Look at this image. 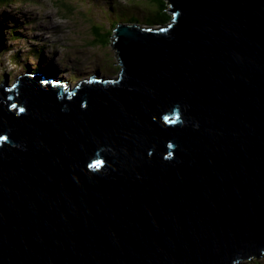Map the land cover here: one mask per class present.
Returning a JSON list of instances; mask_svg holds the SVG:
<instances>
[{"label": "water", "instance_id": "obj_1", "mask_svg": "<svg viewBox=\"0 0 264 264\" xmlns=\"http://www.w3.org/2000/svg\"><path fill=\"white\" fill-rule=\"evenodd\" d=\"M167 1L117 77L0 84V264L264 256V0Z\"/></svg>", "mask_w": 264, "mask_h": 264}, {"label": "rangeland", "instance_id": "obj_2", "mask_svg": "<svg viewBox=\"0 0 264 264\" xmlns=\"http://www.w3.org/2000/svg\"><path fill=\"white\" fill-rule=\"evenodd\" d=\"M39 1L40 6H34L30 0H15L10 5L0 3V21L7 35V48L0 54V84L5 76L11 80L34 70L57 73L67 84H78L91 76L117 77L121 66L110 43L112 38L108 44L95 45L92 26L110 27L107 16L118 21L115 16L121 5L138 13L140 21L148 17L140 15L141 11L151 8L149 0H112L110 3L108 0H66L74 11L67 19L61 5L58 9L45 3L53 0ZM61 45L68 54L61 52ZM37 47H44L39 58L31 53ZM238 264H264V256L240 260Z\"/></svg>", "mask_w": 264, "mask_h": 264}, {"label": "trees", "instance_id": "obj_3", "mask_svg": "<svg viewBox=\"0 0 264 264\" xmlns=\"http://www.w3.org/2000/svg\"><path fill=\"white\" fill-rule=\"evenodd\" d=\"M11 1L14 2L15 0H0V3L2 5L11 4ZM111 1L112 0H108L109 3ZM149 1L151 4V8L141 11L140 13V15H144L146 13L148 15V13H150L149 14L150 19L147 18L145 20L146 24L159 26L171 20L172 15L168 11L169 4L167 0H149ZM55 3H56V6H55ZM109 3L108 5L114 8V6L110 5ZM128 3H131V2L128 1ZM51 4L53 5V7L58 8V9H59V5H61L62 9H64L67 12L64 16L67 19H69L68 17L70 16V14L72 15V13H74V11L71 8V5L66 0H53ZM110 10L112 11V9ZM128 12H130L132 15L127 14ZM138 16H139L138 13H136L135 11L134 12L131 11L126 5H121L119 8L118 14L115 16L118 21H114L112 20V18L107 16V18H109L111 22L110 27H107V25L103 26L102 24L92 26V35L94 36V39L92 42H95V45L101 44V43L108 44L109 40H111L112 38L111 36H113L112 34H114L115 28L117 27L118 23L136 24L139 26L144 25L143 23H141ZM110 43L113 45L114 43L113 38H112V42Z\"/></svg>", "mask_w": 264, "mask_h": 264}, {"label": "clouds", "instance_id": "obj_4", "mask_svg": "<svg viewBox=\"0 0 264 264\" xmlns=\"http://www.w3.org/2000/svg\"><path fill=\"white\" fill-rule=\"evenodd\" d=\"M30 2L34 5V6H40V4H41V1H39V0H30ZM44 2V1H43ZM51 2H53V1H50V2H45V3H47V4H49V5H51V6H53L52 4H51ZM168 4H169V2H168ZM169 7H170V5H168ZM169 7H168V9H169ZM146 10V9H145ZM150 11V10H149ZM170 13V12H169ZM150 13H148V17L147 18H149L150 19V15H149ZM147 15V13L146 14H144V15H142V16H146ZM172 15V14H171ZM146 18V19H147ZM146 19H143V20H141V23H143L144 25H142V26H145V27H151V28H160V27H163V25H167V23H164V24H162V25H159V26H156V25H149V24H146L145 22V20ZM119 24H121V23H118V25ZM124 24V23H123ZM125 24H128V23H125ZM117 25V26H118ZM132 25H136V24H132ZM139 26V25H138ZM32 54L35 56V51H33L32 52ZM121 66V65H120ZM43 72H46V71H43ZM120 72H121V68H120ZM120 72H119V74H120ZM31 73H38V71L37 70H34L33 72H31ZM47 73V72H46ZM52 75H55V76H57L58 74L56 73V74H52ZM6 77H8V76H5L4 77V79H6ZM58 78H60V77H58ZM111 78V77H110ZM9 79V78H8ZM61 80L60 81H62V78H60ZM109 79V78H108ZM64 82H66V80H63ZM62 81V82H63ZM2 83H3V81H2ZM67 83V82H66Z\"/></svg>", "mask_w": 264, "mask_h": 264}, {"label": "bare ground", "instance_id": "obj_5", "mask_svg": "<svg viewBox=\"0 0 264 264\" xmlns=\"http://www.w3.org/2000/svg\"><path fill=\"white\" fill-rule=\"evenodd\" d=\"M10 5V4H9ZM32 60V59H31ZM46 60V59H45ZM52 71H54V72H56L55 70H52Z\"/></svg>", "mask_w": 264, "mask_h": 264}, {"label": "snow or ice", "instance_id": "obj_6", "mask_svg": "<svg viewBox=\"0 0 264 264\" xmlns=\"http://www.w3.org/2000/svg\"><path fill=\"white\" fill-rule=\"evenodd\" d=\"M21 111H23V109H21ZM173 122H175V121H173Z\"/></svg>", "mask_w": 264, "mask_h": 264}]
</instances>
